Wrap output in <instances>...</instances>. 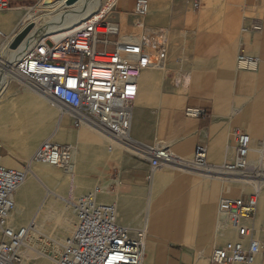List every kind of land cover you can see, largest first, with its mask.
<instances>
[{"label": "crops", "instance_id": "0c3cea01", "mask_svg": "<svg viewBox=\"0 0 264 264\" xmlns=\"http://www.w3.org/2000/svg\"><path fill=\"white\" fill-rule=\"evenodd\" d=\"M8 1L10 12L0 14V27L7 33L28 10L26 4L41 0ZM135 1L114 0L110 11L115 8L118 16L131 14ZM196 1L198 8L192 5ZM148 4L147 26L167 32V53L161 68L165 69L162 72L148 69L140 75L133 102L131 136L140 144L166 148L165 153L173 158V163L156 170L148 191L145 178L148 161L125 151L119 155L117 147L108 146L107 151L118 154L121 172L129 181L118 196V218L126 226L137 227L140 213L146 207L148 237L143 264H209L206 257L211 240L213 244L217 241L213 235L218 200L221 195L239 197L247 186L238 178L230 181L226 179L233 178L184 168L180 161L192 159L196 144L206 147L207 161L212 165L233 161L234 132L240 130L250 136L248 160L254 170L260 168V150L264 162V0H148ZM253 19L261 21L262 31L243 32L241 28ZM240 48L260 58L256 71L237 69ZM15 89L20 91L17 86ZM17 99L28 101L24 112L34 116L38 111L40 101L37 105L33 103L38 100L36 97ZM17 99L4 103L12 119L16 113L8 107ZM187 106L205 108L208 117L185 116ZM56 125L55 121V134L52 130L46 139L54 140L62 127L75 130L68 117L62 119L59 128ZM80 129L77 135L56 137L58 141L72 143L74 169L81 161L77 159L79 144L85 145L91 139L84 133L85 128ZM156 141L163 145H154ZM5 145L0 143L3 163L19 165ZM94 151L102 155L103 143H98ZM230 183L241 187L225 185ZM261 190L257 195L260 220L264 216V187ZM15 201L22 205L18 196ZM44 204L37 206L39 212ZM39 212L35 217V211L17 208L15 216L20 222L30 219L34 225L40 219ZM230 236L220 234L219 238L225 240Z\"/></svg>", "mask_w": 264, "mask_h": 264}, {"label": "built area", "instance_id": "2783aa9c", "mask_svg": "<svg viewBox=\"0 0 264 264\" xmlns=\"http://www.w3.org/2000/svg\"><path fill=\"white\" fill-rule=\"evenodd\" d=\"M192 5L198 8L199 2ZM10 8L8 0H0V11ZM32 9L29 7V11ZM148 13V0H136L129 26L139 33L136 36L127 33V38L134 35L132 40L121 37L124 34L120 21L103 17L81 20L68 33L34 36L32 28L12 48L18 34L33 21L26 16L8 33L0 28V53L4 50V57L0 59L10 64L19 90L32 89L58 109V125L68 117L72 128L90 127L123 147L125 152L147 160L149 167L145 178L151 183L156 170L173 160L154 146L140 144L131 136L139 77L145 70L162 68L167 53V32L147 26ZM241 30L259 33L262 23L253 19ZM16 54L17 58L13 57ZM259 65L258 56L240 48L236 56L238 70L254 72ZM184 114L190 118L208 117L205 108L196 106H187ZM234 136L233 161L212 165L207 161L206 147L196 144L186 167L219 177H257L248 160L250 136L240 130H235ZM73 153L72 144L46 139L39 143L24 165L15 168L3 164L0 150V264H24L28 251L46 257L51 264H143L148 237L145 219L134 228L120 223L116 202L100 199L101 186L93 187L71 203L75 228L65 244L48 238L51 249L44 246L39 251L30 242L45 236L34 234L32 220L17 228L9 225L16 206L15 194L30 173L31 164L69 171ZM259 157L260 165L263 163L261 150ZM256 210L254 192L219 200L217 232L234 236L212 248L209 264H256L257 261L264 264V241L258 234ZM37 214L38 211L35 217Z\"/></svg>", "mask_w": 264, "mask_h": 264}, {"label": "rangeland", "instance_id": "374dc122", "mask_svg": "<svg viewBox=\"0 0 264 264\" xmlns=\"http://www.w3.org/2000/svg\"><path fill=\"white\" fill-rule=\"evenodd\" d=\"M41 2L42 0L39 2L32 1L26 4L28 6V10H25L23 12V15L29 11V7L33 8L31 12L29 11L31 14H33L34 12H39L40 13L39 15L47 14V11H46L47 9H44L40 6ZM48 10L51 11L50 9ZM9 12H10V9L6 11H0V14H7ZM59 12H60L59 10H56L55 12H52L50 15L55 16ZM20 19H21V16L18 20ZM104 19H107V20L109 19L118 20L119 19L122 25V34L133 33L136 36L139 33L138 30L131 29L129 26L130 13L129 14L125 13L121 16H118L117 10L113 8L108 14H105ZM40 20H38V22ZM36 22L37 20L30 22L31 29L33 27H35V29H38L41 26V24L38 25V22L37 23ZM0 28L6 31L2 27ZM3 51L0 53V58L4 57ZM164 69H156V70L162 72L164 71ZM13 79H14L13 77L7 79V87L4 89V91L0 95V136H1L0 143L2 144V141L4 139V141L6 142L5 146L12 150L10 152L12 155L11 157L14 160L19 162V165L18 164L7 165L6 163H3V164L8 167L20 168L29 159V157L31 156L35 148L39 145V143L42 142L43 140H46V138L51 134L53 130V123L55 121H57V128H59L58 110L57 108L52 106L48 101H45V99L41 98L42 96H40L37 92H34L30 89H24V90L17 91L15 89L16 83L14 82ZM22 96L36 97V99L38 100L36 102L34 101L33 103H35L34 105H37L38 101H40L39 109L44 114V119H45L44 126H42L41 129H39L41 130L40 131V135H41L40 141L31 148H29L28 138L30 139L29 136L31 134L29 128L30 127L31 129L35 128L34 126L35 124H33L34 116L26 112H24L23 114H15L16 116H19L21 119H19L20 121L19 120L14 121L12 120V118L9 117L10 115L9 116L7 115L8 111L5 110L6 104L4 103L8 101H12ZM83 128L86 129V132L84 133H86L88 136L91 137L90 139L91 141L89 140L85 145L79 144V147H78L79 153H78L77 159L81 161H80V164L76 167V169H74L73 167V171H71L72 173L60 167L50 166L54 170H56V180L53 181L52 183H48L45 181L40 182L37 179L33 180L30 176V173H28L24 184L20 186V188L15 194V196H18L19 198H21L22 207L15 201L16 203L15 210L12 212V215H11L12 217L9 219L8 223L9 225L16 227V228L20 226H25L30 222V219L25 222H20V220L16 219L15 212L17 208H22V210L25 212H28L31 210L33 212L35 211V213L37 211L39 212V209H37V206L39 205V203L41 202V200L46 194V191H47L45 190L46 187L62 197V198L56 197L53 194L48 195L43 209L41 210V212H39L40 219L36 221L33 225L36 229L35 230L36 233H34L35 235L42 234L45 236L44 238L41 237L40 239H37L35 241L33 240L32 242H30L33 248L39 251H41L44 248V246L49 247V248L52 247L48 244V241H47L48 238L54 239L59 244H65V242L67 241L69 237V233H71L75 228V217L72 212L71 203L74 202V200L78 196L87 192L88 190L92 189L95 186H101L103 188V193L100 195V199L103 202H108V203L116 202L118 212H119L118 196L120 195L122 188L126 184H128L129 181L125 176H123V173L121 172L120 162H119L120 160H119L118 154H116L115 151H112V152L107 151V148L108 146L109 147L111 146V148L117 147L119 149V155L124 153V148L121 146L119 147L116 144L112 143L104 135L96 132L90 127H82L81 129ZM60 129L61 130L60 131L58 130V135L55 136V139L51 140L52 142L63 144L65 143V141L64 140L58 141L56 140V137H60L62 135L65 137V136H68L69 134H75V135L79 134L78 133L79 129L73 130L69 127H62ZM98 136L103 138L106 141V143ZM100 142L103 143L104 145V152L102 155L99 156L95 154L94 150H95L96 145ZM66 143L72 144L70 142H66ZM155 144L163 145V143L159 141H156L154 145ZM126 154L133 155L128 152H126ZM35 165H40V164H35ZM263 168H264V162L261 163L260 168L256 170L257 176L264 172ZM29 180H33L34 188L31 192L25 193V187H26L25 185ZM146 184H147V188L149 191L152 187V182L148 183L146 181ZM225 185L231 188L241 187L240 184H235V183H230V184H225ZM251 193H253V190L251 189L250 186H247L246 190L243 192L242 195H249ZM225 197H234V195L233 196L221 195L219 200ZM65 200L70 201V203L66 202ZM219 200H218V203H219ZM217 207H218V204H217ZM145 208L146 207H144L142 209V212L140 213L139 219L141 222L142 220L146 218L144 216L146 212ZM219 221L220 220H219L218 212H217L216 222H215L216 231H214V235H213V237L217 239V241L216 242L214 241V244H213V240H211L212 244L210 245L211 247L208 250V254L206 257L207 262L209 260V255H210L212 248L215 245L222 244L226 240H228V239L220 240L219 238L221 234L217 232V226H218ZM256 225L258 229V234L262 237L264 241V216H263V219L260 220L257 210H256ZM229 235H231L230 238L234 236L232 233H230ZM24 256H25L24 264H51L50 261L46 257L44 256L40 257L38 256L36 252L28 251Z\"/></svg>", "mask_w": 264, "mask_h": 264}, {"label": "bare ground", "instance_id": "6f19581e", "mask_svg": "<svg viewBox=\"0 0 264 264\" xmlns=\"http://www.w3.org/2000/svg\"><path fill=\"white\" fill-rule=\"evenodd\" d=\"M113 2H114V0H104V1L103 0H45V1L42 0V2L40 3V6L44 9H47V10L50 9L51 11H49L47 14H41V15H39L40 14L39 12H34L33 14H31L30 13L31 11L30 12L28 11L23 15L22 18L29 16V17H31V19L33 21L37 20V22H38V20L41 19L38 22V25L41 24V26L38 29H35V27H33V29H32V34H34V36L45 35L48 33L52 34V33H57L60 31H64V33H68V32H71L81 20H85L88 18H91L93 20H99V19L105 17V14L109 13ZM56 10H59L60 12L57 13L55 16L50 15L52 12H55ZM121 37L123 39H131V40L134 39V35H132V34H131V36H129V38H127L128 37L127 34H124ZM17 55L18 54L13 55V57L17 58ZM6 62L7 61H3L0 59V95L2 94L4 89L7 87V79L14 77L13 72H12V68H10L11 67L10 64H8ZM32 91H34V90H32ZM34 92H36V91H34ZM40 96H42V95H40ZM42 98L46 99L43 96H42ZM28 105H29V103L25 99H17L9 105L8 110H11L16 114H23L24 111L28 108ZM11 117H13V116H11ZM19 119H21V118L19 116L15 115L12 120L15 121V120H19ZM19 121H17V122H19ZM44 123H45L44 114L42 113V111L40 109H38V111L34 113L33 124H35L34 125L35 128H33V129H31V127L29 128L30 132H31V134L29 136L30 139L27 137L29 140V148L35 146L40 141V138H41L40 131L41 130H39V129H41V127L44 126ZM27 133H29V132H27ZM53 133L55 134L54 130H53ZM11 135H13V134H11ZM24 137H26V136H24ZM106 138L108 140H110L112 143L118 145L117 143H115L111 139H109L108 137H106ZM1 140H2V138H1ZM2 143L3 144L6 143L4 141V139H3ZM118 146H120V145H118ZM155 149L157 151L162 152V153H165L167 151V150L164 151V149H166V148H162L160 146L156 147ZM74 154H75V152L73 153L72 167L70 168V170L68 172L73 171ZM165 155L167 156L166 153H165ZM172 160H173V158H172ZM187 162H189V161H180V164L182 167L188 169V167H186V165H188ZM35 164H37V163H32L31 169H30V176L33 180L37 179L40 182L45 181L48 183H52L53 181L56 180V170H54L52 167H50V165H44V164L35 165ZM166 165H168V164H166ZM47 166H49V167H47ZM263 170H264V168H263ZM217 177H219V176H217ZM229 177L233 178V179H226V180H230V181L232 180L233 181L234 179L238 178V179H240V182H242L243 184H246V186H250L251 189L253 190V192L256 194V196L259 194L260 191H262L261 189L264 187V172L262 174L258 175L257 177L254 176V177H250V178H240V177L233 176V175H231ZM33 180H29L26 183L25 193L31 192L33 190V188H34ZM45 190H47L46 194L43 197V199L41 200V202L39 203L38 207L42 206V204H44V202H46V198L48 195L53 194L56 197L62 198L60 195L56 194L55 192H53L52 190H50L47 187ZM256 264H257V262H256Z\"/></svg>", "mask_w": 264, "mask_h": 264}, {"label": "water", "instance_id": "95a60500", "mask_svg": "<svg viewBox=\"0 0 264 264\" xmlns=\"http://www.w3.org/2000/svg\"><path fill=\"white\" fill-rule=\"evenodd\" d=\"M31 29V24H29L23 31H21L16 39L14 40L13 44L11 45L12 48L16 47L24 35Z\"/></svg>", "mask_w": 264, "mask_h": 264}]
</instances>
